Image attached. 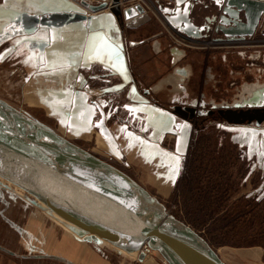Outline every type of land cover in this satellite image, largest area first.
I'll use <instances>...</instances> for the list:
<instances>
[{
    "label": "crops",
    "instance_id": "1",
    "mask_svg": "<svg viewBox=\"0 0 264 264\" xmlns=\"http://www.w3.org/2000/svg\"><path fill=\"white\" fill-rule=\"evenodd\" d=\"M144 1L156 6L168 3L129 2ZM74 4L70 0H0V85L7 81L9 85L19 84L24 100L43 109L46 117L53 120L45 121V125L54 133L93 141V148L101 134L107 142V150L101 154L108 161L125 169L152 195L170 194L181 179V157H186L197 126L194 120L187 121L173 110L183 95L188 99L186 95L193 94L186 86L176 88L175 78L165 81L172 75L165 77L162 72L171 60L168 47L174 43L175 31L152 11L151 21L128 28L110 8L88 14L85 21L56 26L23 24L24 14L74 13ZM200 12L195 11L193 17L199 24L204 18ZM101 47L98 58L95 49ZM97 114L100 117L95 121ZM227 122L230 124L225 125L226 130L230 137H236V146L245 148L250 156L260 153L261 163L254 162V166L264 168V128L256 130L254 125L230 119ZM86 135H91V140ZM0 184L4 187H0V223L5 220V227L13 230L4 229V233L13 235L17 195L1 181ZM36 208L23 204L18 210L22 235L12 240L14 245L8 242L10 247L0 242V264L2 252L16 256V251L40 264H162L154 256L129 261L107 256V247L69 236L63 226Z\"/></svg>",
    "mask_w": 264,
    "mask_h": 264
},
{
    "label": "water",
    "instance_id": "2",
    "mask_svg": "<svg viewBox=\"0 0 264 264\" xmlns=\"http://www.w3.org/2000/svg\"><path fill=\"white\" fill-rule=\"evenodd\" d=\"M130 0H106L99 4L83 1V4L93 12L110 8L122 25L128 28H138L152 20L141 2L128 3L122 7L121 3ZM207 0H168L165 5L157 8L164 21L178 34L192 39L206 37L211 32H216L229 40H246L253 37L264 23V0H209L218 8V14L209 18V23H197L194 20L195 11H201V6ZM199 14V13H198ZM145 16L144 21L135 27L131 21ZM89 19L87 13L81 12H52L42 15H23L25 27L35 25H63L70 22L85 21ZM158 47V44H156ZM170 63L173 68L174 86H186L193 95H186L188 99L178 101L177 108L190 113L187 121H193L196 114L202 116L206 113L198 110L204 107L199 102L198 93L189 87L187 80L193 75L188 66H180L178 62L187 56V50L174 43L169 44ZM177 56L179 58L177 59ZM190 70V73H189ZM208 69L206 72L208 74ZM205 72V73H206ZM215 76H212L214 79ZM258 83V84H257ZM182 84V85H180ZM239 97L242 101L227 105L228 107L244 108L255 106L264 107V83L244 82ZM192 98V99H191ZM0 106L10 114L29 119L27 116L16 113L7 103L0 99ZM222 104L214 105V108ZM229 112H232L231 110ZM210 113V111L208 112ZM234 114L257 119H264V114L256 115L244 111H233ZM35 125L43 130L54 133L46 127ZM259 130V129H256ZM17 133H7L0 128V177L21 187L27 194L39 203L44 204L68 224L85 233L84 241L98 247L95 242L105 243L118 249L136 251L142 248L158 251L169 264H227L209 243V241L181 221L167 212L163 204L153 196L145 187L132 178L119 167L83 150L68 142L63 137H57L70 148L82 152L86 157H73L66 154L70 162L86 166L84 175L91 174L93 168H98L123 180L136 195L132 197L140 206H132L127 201L112 198L114 195H125L106 185L94 184L95 176L89 178L83 175H72L64 169L57 167L55 152L63 155L60 149L47 145L37 138H30ZM17 140V141H16ZM20 141L36 146L42 155H37L25 148ZM50 150V151H48ZM53 152V153H51ZM64 159V158H63ZM64 160H67L65 158ZM92 175V174H91ZM118 250V251H117ZM124 257V256H123ZM144 257V253L140 258Z\"/></svg>",
    "mask_w": 264,
    "mask_h": 264
},
{
    "label": "rangeland",
    "instance_id": "3",
    "mask_svg": "<svg viewBox=\"0 0 264 264\" xmlns=\"http://www.w3.org/2000/svg\"><path fill=\"white\" fill-rule=\"evenodd\" d=\"M93 1L95 2V0ZM74 7V12L93 13L87 7L81 8L76 4H74ZM9 29L7 28V30ZM258 37L260 36L256 35L255 40ZM261 43H264V41L262 40ZM252 44L250 46L255 43ZM214 46L215 48L208 49L183 46L187 50V56L180 60L178 65L188 66L193 71V75L187 80V83L197 94L205 93L218 101L229 100L239 95L242 83L254 80V74L251 71L248 72L250 67L249 58H240L239 54L231 56V51H228L231 50L229 45L221 47L219 43ZM250 46L234 47L232 49H235V51L246 50L249 53L250 51L248 50L253 49ZM261 50H263L261 60L263 59L264 61V47H261ZM226 53L229 54L228 60L224 61L223 55ZM237 55L239 58H237ZM169 63L162 70L165 77L173 74L174 67ZM206 68L209 70L208 74ZM229 69H233V73L229 72ZM213 75L215 76L214 79H212ZM7 83L8 81L6 84L2 83L0 85V99L7 103L16 113L23 114L29 118L24 119L6 111L8 117H5V119L0 118V127L10 131L8 132L9 134L15 136L17 134L16 130L20 135L32 139L37 138L47 145L51 144V146L53 145V147L64 152L63 155H60V153L54 151V154H56V158L61 160L67 158L65 162H70L66 154H70L73 157H86L82 152L68 147L66 143L57 137L56 134H58L77 147L119 167V165L108 161L107 157L101 152L97 153L93 150L98 148L97 142L93 148V141L85 142L83 140L70 139L58 132L51 133L37 127L35 122L53 131L45 125V121L50 123L53 120L46 117L43 109H36L24 100L23 89L19 84L15 86ZM236 83L237 85H235ZM103 99H107V96H104ZM94 117L96 121L100 115L97 114ZM204 120L199 119L197 122L199 126L197 125L193 129L189 151L185 158L184 156L181 157L184 163L181 179L177 186L173 188L170 194H153V196L165 206L169 214L174 215L203 235L227 264H264V168L261 166V170H258L256 167H259V165L254 166V162L261 163L260 153L257 152L250 156L245 148L236 146V137H230L229 132L226 130L225 125L230 124L227 119L216 115L215 117L210 116L206 121ZM16 121L23 124H16ZM262 128H264V124ZM20 143L29 146L22 141ZM34 149L41 154L36 146ZM102 151V153H105L104 150ZM262 153L264 154L263 151ZM119 168L122 169L121 167ZM122 170L124 171L125 169ZM91 171H93L91 174L99 171L104 172V170L98 168H93ZM125 172L127 171L125 170ZM105 173L107 175L105 174L106 176H103L102 179L104 185L122 192L120 186L124 182L119 177L106 171ZM0 181L10 187L17 195L15 206L17 225L14 228L13 235L4 233V229L11 232L13 230L11 227H5L7 226L5 220L2 222L3 225L0 223V242L4 241L5 243H2L5 246L14 245L13 241L22 235L23 223L18 218L17 212L23 204L44 210L52 220L63 226L64 231L69 236H76L79 240H84L80 235L84 234L82 231H72L70 228L72 225L65 222L44 204H40L19 187L3 179H0ZM0 187L3 186L1 185ZM132 194L136 195V193ZM1 200L2 196L0 195V204ZM81 243L90 250L86 243ZM99 244L107 247V251L104 250L107 256L139 260L136 257L138 252L135 253L134 251L120 248L117 253L113 251L111 246L105 243ZM15 253H17L16 256L8 252H2V264H40L34 258L25 259V256L21 254L23 252L18 253L16 251ZM143 253L150 257H157L162 261V264H169L164 261V257L158 251L148 250L146 253L144 251L141 252V254Z\"/></svg>",
    "mask_w": 264,
    "mask_h": 264
},
{
    "label": "flooded vegetation",
    "instance_id": "4",
    "mask_svg": "<svg viewBox=\"0 0 264 264\" xmlns=\"http://www.w3.org/2000/svg\"><path fill=\"white\" fill-rule=\"evenodd\" d=\"M201 9L203 10V14H204V16H203L204 18L202 19L203 20L202 22L206 23V24L209 23V18L211 19L213 16H215L219 12L218 8L215 7L209 0H207L205 3H203V5L201 6ZM212 33H216V32H211V34H208L204 38L213 37V38H216V39H221L223 37L219 33H217V34H219V36H217V37L213 36ZM256 35L260 36V37L256 38V40H255V36ZM251 38H253L252 39V41H253L252 43L253 44L255 43V44L254 45L252 44L253 46H250L251 44L249 45L250 47L253 48L251 50H248V51H250L249 53L246 50H244V51H241V50L235 51V49H232L234 47H231V50H228V51H231V53H230L231 56L232 55L236 56V54H239L240 58H244V57L245 58H249V66L250 67L248 68V70H250L254 74V80H249V81H245V82L264 83V65H262V64H264V61H263V59L261 60L262 53H263L262 52L263 50H261V47H264V43H261L262 40L264 41V25H263V27L261 26V28H259L258 32ZM228 55L229 54H227V53L223 55L224 61L228 60ZM237 58H239V56ZM259 61H261L260 64H258ZM229 72L233 73V69H229ZM235 85H237V83ZM198 97H199V102L205 104L204 107H199L198 110L203 111V113H206V114H204L202 116L196 114V116L194 118V121H193V123L196 124V125H198L197 122L199 121L200 118L201 119H205L204 121H206L210 116H214L215 117L216 115L218 117H220V118H224V119H228V120L230 119L231 121H233L235 123H241V124H246V125L247 124L248 125H254L255 128H257V129L262 128V125L264 124V119L259 121V123H258L257 119H251L250 120L248 117L244 118L243 116H239V115H236V114L233 113V111L235 110V111H238V112L244 111L246 113H254L256 115L264 114V107L257 108L255 106H251L250 107L248 105L246 107H244V108H234V107H231V106L228 107L227 105H229V104L232 105L233 103L238 102V101L244 102L239 97V95H236V96L232 97L229 100L226 99V100H222V101H218V100L214 99L211 96L209 97L207 94L205 96L198 95ZM218 104H222V106L219 107V108H214L213 107L214 105H218ZM173 110L175 112H177V113H180L182 116H185V117H188V118H190V116H191L190 113H188V112H186V111H184V110H182L180 108H177L176 105H174ZM230 110L232 112H229ZM209 111H210V113H208ZM204 121H203V124H204ZM86 138L88 140H91V135H90V137H89V135H87ZM97 147H99V146L97 145ZM105 150H107V148H105ZM105 150H104V152H105ZM94 151L101 152V153L103 152V151H100V149L99 150H94ZM124 259H127V258H124ZM127 260H129V259H127Z\"/></svg>",
    "mask_w": 264,
    "mask_h": 264
},
{
    "label": "bare ground",
    "instance_id": "5",
    "mask_svg": "<svg viewBox=\"0 0 264 264\" xmlns=\"http://www.w3.org/2000/svg\"><path fill=\"white\" fill-rule=\"evenodd\" d=\"M82 1H87V2H89V3H91L90 1H88V0H82ZM103 1H106V0H103ZM92 4V3H91ZM83 6H85V5H83ZM86 7V6H85ZM144 19H145V16H142V17H140V18H137L136 20H132L131 21V23H132V25H134L135 27H138L141 23H142V21H144ZM179 58V56H177V59ZM189 73H190V70H189ZM170 78V79H169ZM173 78V76L172 77H168V78H166L165 79V81H170L171 79ZM5 117H8V114H7V112H6V110L5 109H3V108H1L0 107V118H4L5 119ZM2 121V120H1ZM3 122H5V121H3ZM17 122V121H16ZM19 122H17L16 124H18ZM20 125H22L23 123H19ZM1 129H3V127H0ZM6 131V130H5ZM7 133L8 132H10V131H6ZM82 136V135H81ZM17 141V140H16ZM96 142H97V145L99 146L98 148H95L94 150H99L100 149V151H102V150H105V148H107V142H106V140H104V138L100 135V134H98L97 135V137H96ZM20 143V142H19ZM23 145V144H22ZM25 148H27L28 150H30L31 152H33V153H35V154H37V155H41V157H44V158H46L47 160H49V158H47V157H45V155H42V154H39L37 151H36V149H34V148H32L31 146H25V145H23ZM29 147V148H28ZM59 160H57L58 162H57V167L58 168H60V169H64V170H66L68 173H70V174H72V175H83L84 177H86V178H89V177H91V176H95V181H94V184L96 185V186H98V185H101V183H102V185H104V182H103V176H106L107 174L105 173V171L104 172H96L95 174H87V175H84V171H86L87 170V168H86V166H81V165H75V164H67L66 162H65V160L63 159V160H61L60 158H58ZM49 161H52V160H49ZM95 171H98V170H95ZM106 174V175H105ZM0 179H3L2 177H0ZM3 180H5V181H7L6 179H3ZM123 181V180H122ZM7 182H9V181H7ZM124 182V181H123ZM9 183H11V182H9ZM11 184H13V185H15V186H17V187H19L18 185H16V184H14V183H11ZM126 185V186H124V185ZM123 184H121V186H120V188H122L121 190H122V192H125V195L123 196V195H114L113 193H108L109 194V196L110 197H112V198H117V199H120V200H123V201H127L129 204H131L132 206H136V205H138V206H140L139 205V203H135V201H134V199L132 198L133 196H132V193H133V191H131L130 190V188H129V186L127 185V184H125V182L123 183ZM20 189H22L21 187H19ZM23 190V189H22ZM24 192H25V190H23ZM26 193V192H25ZM29 195V194H28ZM30 196V195H29ZM41 204V203H40ZM70 228H71V230L72 231H80V230H78L77 228H75V227H73V226H70ZM81 235V237L84 239V237H85V233L84 234H80ZM98 243V242H97ZM99 244V243H98ZM100 245V244H99ZM142 251H144L145 253L147 252V250L145 249V248H142V249H140V250H136V251H134L135 253L136 252H138V253H136L137 254V258H139L140 256H141V252ZM153 252H155V251H153ZM144 256H147V254H144ZM134 258V257H133Z\"/></svg>",
    "mask_w": 264,
    "mask_h": 264
},
{
    "label": "built area",
    "instance_id": "6",
    "mask_svg": "<svg viewBox=\"0 0 264 264\" xmlns=\"http://www.w3.org/2000/svg\"><path fill=\"white\" fill-rule=\"evenodd\" d=\"M72 2H74L76 5H78L79 7L83 8L85 6H83V1L82 0H70ZM88 1H93V0H88ZM128 3L130 2H126V3H121L122 7H125L128 5ZM143 4V3H142ZM143 6L145 7V9L148 11V13H150V11H152L153 13H159V10L157 8V6L154 3H148L147 1H144ZM161 15V14H160ZM264 24H262L263 27ZM173 37V42L176 45H179L181 47L186 46V47H194V48H198V49H208V48H215L214 45L217 44H221V47H224L225 45H229V47H242V46H248L250 45L253 41L252 38H248L246 40H229L225 37H222L221 39H216L213 37L210 38H186L180 34H178L176 31L172 34Z\"/></svg>",
    "mask_w": 264,
    "mask_h": 264
},
{
    "label": "snow or ice",
    "instance_id": "7",
    "mask_svg": "<svg viewBox=\"0 0 264 264\" xmlns=\"http://www.w3.org/2000/svg\"><path fill=\"white\" fill-rule=\"evenodd\" d=\"M96 53H97V57H100V53L103 51V48H99V49H95Z\"/></svg>",
    "mask_w": 264,
    "mask_h": 264
}]
</instances>
